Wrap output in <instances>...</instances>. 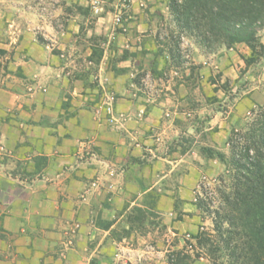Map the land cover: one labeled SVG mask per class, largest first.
<instances>
[{"label":"rangeland","instance_id":"rangeland-1","mask_svg":"<svg viewBox=\"0 0 264 264\" xmlns=\"http://www.w3.org/2000/svg\"><path fill=\"white\" fill-rule=\"evenodd\" d=\"M171 1L0 0V86L14 108L44 104L54 85L56 122L105 124L139 145L142 194L129 198L130 229L119 233L135 235L130 264H169L212 229L224 168L202 149L227 153L231 133L264 105V54L248 65L245 44L208 48L175 21ZM258 37L264 46V26ZM118 98L131 101V123L115 116ZM189 253L191 264H213Z\"/></svg>","mask_w":264,"mask_h":264},{"label":"crops","instance_id":"crops-1","mask_svg":"<svg viewBox=\"0 0 264 264\" xmlns=\"http://www.w3.org/2000/svg\"><path fill=\"white\" fill-rule=\"evenodd\" d=\"M2 84L0 264L132 263L135 235L119 233L130 229L129 198L142 194L132 159L139 145L105 124L56 122L54 85L26 110ZM134 112L130 100H116V117L131 123Z\"/></svg>","mask_w":264,"mask_h":264},{"label":"trees","instance_id":"trees-1","mask_svg":"<svg viewBox=\"0 0 264 264\" xmlns=\"http://www.w3.org/2000/svg\"><path fill=\"white\" fill-rule=\"evenodd\" d=\"M178 1L170 4L175 21L194 31L208 48L245 44L251 50L248 65L264 54L258 37L264 26V0ZM227 147V153L202 149L224 168L215 188L213 227L191 235L195 245L177 252L169 264H191L190 250L194 258L211 257L213 264L221 257L225 260L219 264H264V105L251 111L241 130L231 133Z\"/></svg>","mask_w":264,"mask_h":264}]
</instances>
